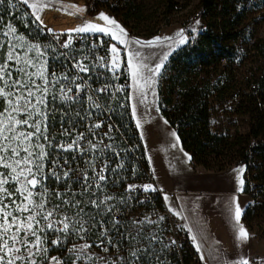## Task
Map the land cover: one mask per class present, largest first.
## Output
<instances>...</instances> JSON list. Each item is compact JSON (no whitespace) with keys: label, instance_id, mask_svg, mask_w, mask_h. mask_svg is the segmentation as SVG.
Listing matches in <instances>:
<instances>
[{"label":"trees","instance_id":"trees-1","mask_svg":"<svg viewBox=\"0 0 264 264\" xmlns=\"http://www.w3.org/2000/svg\"><path fill=\"white\" fill-rule=\"evenodd\" d=\"M12 2L14 3V0ZM251 2L253 0H250ZM224 4L223 1L219 3L216 0H200V11H197L199 16L212 14L215 10L217 12L221 7V21H216V19L209 21L202 31L175 49L165 62L157 84L158 107L161 114L177 130L182 145L191 154L194 164L209 170L225 169L232 162V159L224 155L226 153L223 148L224 136L214 132L211 128L213 100L220 92L218 89L222 81L221 77H215L214 70L221 62H226L224 70L228 72V78L235 76L233 65L238 57V51L232 43L239 36L236 24L248 9L247 3L240 2L236 18L231 21L228 16L232 9ZM4 5L7 12L3 19L4 26L11 24L14 27L15 25L21 33L41 39L35 29L31 28L33 22L31 17L17 18L18 13L11 10L12 6L8 0H5ZM255 5H264V0H255ZM96 6L109 9L117 17L119 16L118 10L106 2H98ZM171 6L170 10L173 8L177 10L186 5L171 2ZM257 50H262V48L258 47ZM197 67L200 68L199 71L196 70ZM163 80L166 81L165 87L162 85ZM257 82L258 87L253 83L255 87L250 88L253 93L249 94L253 100L252 104L256 103L251 112L250 132L248 136L237 135L234 139V143L240 146L236 150L238 158L236 164H244L249 170L246 173L245 190L250 196V202L243 213L244 222L247 219L252 221L258 217H264V78L258 79ZM176 91L181 94V99L177 102L175 101ZM101 100L108 106L107 96H101ZM53 103V115L49 124L54 135L59 136L64 128L67 130L75 128L77 132L85 134V140L81 141V148H87V141L91 140L103 151L89 148L87 152L80 154L70 152L61 161H68L67 165L62 166L63 168L74 169L71 173V182L64 179L57 180L56 177L45 180L43 184L47 188L45 199H51L55 205L59 204L57 208L63 210L65 214L76 215L81 222H84V227L87 229L83 232L87 236L86 241L93 244H101V241H104L101 245L108 248L105 252V255L109 253L108 256H103L107 263L116 259L120 264H200L190 241L188 244L185 243L181 250L167 241L166 233L170 225L165 215L162 216L164 219L160 220L161 215L159 214L166 213L160 197L153 196L145 202L138 201L136 196L130 198L129 185L132 182V175L139 172L141 166L128 149L127 142L132 145L142 163L146 167L149 166L133 120L121 117L120 110L116 108L112 118L120 128L122 135L113 130L110 132L112 140L109 141L104 134H100L99 130L93 127L105 117L101 108L92 106L86 110L85 105L76 104L66 107V104L57 98L53 100ZM102 137L105 139L102 140L103 143H100ZM249 137L254 140H247ZM96 162H106L107 180L104 182L98 180V173L101 170L96 167L99 169L103 167ZM85 167H88L87 173L91 185L86 192L79 182L84 175ZM97 183L101 184L100 188L96 187ZM41 190L38 188V191ZM57 192L62 194L59 198L55 195ZM105 197L112 199L100 205L99 208L92 206V200L99 202ZM64 200L69 202L63 203ZM76 201H80L79 207L74 206ZM108 207H111V212L107 211ZM138 213L142 216L143 224L132 223L138 221ZM143 214L154 218L156 223H151ZM113 218L120 222L117 228L112 226ZM101 221L104 222L103 228L108 230V236L113 244L117 245L116 247L100 235L103 231ZM56 227L58 228V225ZM137 233H139L138 238L133 241L132 237L137 236ZM45 235L51 245V255H60L63 264H71L76 259L77 253L69 251V245L75 237L71 229L67 235L50 230H47ZM58 236L63 243L59 246L53 245L51 242ZM262 236L264 238V229ZM152 237L156 239L153 240ZM134 249L141 250L138 252L139 259L131 255ZM121 257L123 259H120ZM94 261L87 262V264H94ZM81 263L82 260L76 261V264Z\"/></svg>","mask_w":264,"mask_h":264},{"label":"rangeland","instance_id":"rangeland-1","mask_svg":"<svg viewBox=\"0 0 264 264\" xmlns=\"http://www.w3.org/2000/svg\"><path fill=\"white\" fill-rule=\"evenodd\" d=\"M219 3L225 2L224 5H229V8L232 9L229 14V18L233 21L236 17V11L239 8L240 2H245L248 5V9L241 16V19L238 20L236 29L239 32L238 38L232 43L237 51L238 57L233 65L235 68V76L229 77L227 76V71L224 70V65L226 62H221L220 65L214 70L215 77H221L222 81L219 86L217 93V98L213 100V113L211 117V128L214 132H217L224 136V149L225 156L229 159H232L231 163L227 165V167L236 165L238 158L236 157V150L240 147L239 144L234 143V139L237 135L248 136L251 127V112L252 109L255 108L256 103H253L249 94L253 93L251 91V84L255 83L256 87H258V79L264 78V5L257 6L255 5V0L250 3V0H216ZM34 2V0H30V3ZM47 4V7L43 8L40 12L41 19L43 24L41 25L39 22L35 21L34 16L32 15L33 10L29 8L28 5L22 3V0H14V3H10L11 10L17 14V18L26 19L27 17H31L32 29H35L37 34L41 39H35L30 35H26L21 33L17 27L16 28V36H22L23 44L25 47L17 48L16 51L23 55L27 50L26 46L30 44L39 45L40 52L43 53L42 56H37L35 50L28 52V56L33 60L46 61L47 66V74L50 80L54 78H60V84L53 83L49 86V92L46 96V106L44 107V111L47 113V132L46 135L48 139H44L41 137L38 141L33 140V143H40L44 145V151L49 155L44 161V174L47 176V179H53L55 176L49 175L50 170L55 167L56 171L63 175V171L67 170L62 166L65 165L62 159H65L70 152L81 153L76 150L74 147L70 151H63L60 145H64L67 147L69 143L75 139L80 133L76 131L75 128L68 129L70 135H65L64 132L67 130L64 128L60 135H54V132L51 130V125L49 124L52 115H53V100L57 98V100L62 101L66 104V107L73 106L76 104L73 100L65 101L61 99L62 93L60 91L61 85H64L65 88L71 87L72 91L68 93L70 96H74L76 92L75 83H70L72 79V75L70 73L64 72L62 70L63 67H57L59 62L62 64L61 59L57 56L58 52L56 51V47L51 42V34H62L66 33L68 35L76 34L71 33L70 30L75 29L79 26H83L86 22L97 23L101 26L104 25V21L99 20L98 17L101 13L106 14L108 17L114 19L127 33V40L131 41H155L152 47H140L139 44H131L129 45H121L117 40L112 39V45H115L119 50V61H125V64L128 68L129 54L131 51L139 50L143 57L144 61L149 66H154L157 63H160L163 60L164 56L167 55L176 48L180 46L179 43L181 37L178 35L181 31L183 32L184 37H189V39L193 38L199 31L197 30V21H199L198 16L195 18L194 15L197 11H200V0H51L49 3L48 0H44ZM98 2H106L108 5L116 8L118 10L119 16L116 14L114 16L103 10L104 8H98L96 3ZM171 2H178L181 4H185L186 6L182 9H172L170 10ZM69 5H75L81 9H83L80 13H75V10L69 8ZM109 10V9H108ZM98 12V13H95ZM221 7L209 15L201 16V20L204 21L205 27L209 24V21L212 22L213 19L216 21H221ZM6 6L4 3L0 4V33L6 32L8 30L7 26L3 25V19L6 15ZM117 18H116V17ZM125 18V20H124ZM127 23V25H125ZM28 23H26L27 25ZM48 29H51L52 32H49ZM128 32H127V30ZM47 36H44V35ZM161 38L159 41H156V38ZM170 39H164V38ZM8 37H4L0 35V62H3L7 53V41ZM14 43H21L20 41H13ZM258 47H261L262 50H257ZM166 60H164L165 62ZM12 66V75L13 78H16L17 72L15 70L14 62H10ZM60 64V65H61ZM64 65V63L62 64ZM129 70V68H128ZM29 71H34V69H29ZM147 74V73H146ZM160 75V74H159ZM156 77L155 84V93L157 92V83L158 77ZM64 76H68L69 80L66 81L63 79ZM131 78V76H130ZM37 84H42V81L39 78H35ZM131 84V83H130ZM164 87L166 85V81L163 80ZM256 89V88H255ZM148 93V98H154L151 94V89H145ZM257 92V90H254ZM7 104L6 102L0 98V113H6ZM18 119H24L25 114L20 113L16 114ZM39 119V117H33V120ZM18 130L20 131H33V129L27 126H19ZM247 140H254L249 137ZM81 147V142H80ZM35 151H39V149H35ZM23 155V153H22ZM103 167L105 173V163L106 162H96ZM244 165V164H243ZM84 174L87 176V169L85 167ZM246 170L249 171L246 167ZM9 170L0 167V173H7ZM45 182V180H44ZM15 185L13 183H9L6 187L9 190H14ZM35 191H38L36 189ZM19 202V198L14 197ZM46 209L52 210L54 215L52 217L55 221L64 220L65 217H68V223L70 225L71 232L75 233V237L73 239L72 244L69 245V249H72L74 246L79 247L82 244H89L91 247L87 249V252L97 256H108L109 253L102 251L103 246L99 243L93 244L90 241H86V234L83 232H76L73 230V225L76 228H79V218L76 215H67L63 210L57 208V205L54 204L52 200L45 199ZM22 217L26 216L27 213L19 214ZM161 217L165 215L168 219L170 229L168 233H166L167 241L172 239L174 241L173 245L175 248L181 250L185 243L188 244L189 238L187 231L182 224V222L173 216H170L166 213H160ZM143 216H147L146 219L149 221H154L155 219L150 217L147 214H143ZM158 216V215H157ZM39 219V217H38ZM81 222V221H80ZM246 227L248 228L252 240L259 243L258 249L260 252H264V238L262 236V231L264 229V217H258L250 221L247 219L245 222ZM42 226L44 222H41ZM59 223L56 224V226ZM46 232L42 233L45 237V247L48 249L47 257H57L60 261H62V257L58 254L51 255L49 240L46 238ZM82 237V238H81ZM97 245H101L97 247ZM188 247V245H187ZM38 264H48V260L43 257H36ZM256 261V262H255ZM253 264H264V256L259 255L256 258ZM20 264V262H18ZM81 264H86L85 260H82ZM94 264H101L100 261H94ZM107 264H120L118 260H112Z\"/></svg>","mask_w":264,"mask_h":264},{"label":"snow or ice","instance_id":"snow-or-ice-1","mask_svg":"<svg viewBox=\"0 0 264 264\" xmlns=\"http://www.w3.org/2000/svg\"><path fill=\"white\" fill-rule=\"evenodd\" d=\"M5 0H0V4L4 3ZM50 3L51 0H48ZM8 3H12V0H8ZM22 3L28 5L29 8L33 10L32 15L36 22L41 25L43 21L41 19L40 12L43 8L47 7L44 0H34L30 3V0H22ZM69 8L75 10V13H80L83 9L75 6L69 5ZM99 20L104 21V25L101 26L97 23L86 22L83 26H79L75 29L70 30L71 33H99L102 35H109L112 39L118 41L121 45L139 44L140 47H152L155 41H131L127 40V33L125 30L112 18L108 17L106 14L101 13L98 17ZM199 23L198 21L196 22ZM8 30L6 32L0 33L4 37H8L7 41V53L3 62H0V98H2L6 104V113H0V167L8 169L9 171L5 173H0V264H38L36 257H43L48 260V264H63L57 257H47L48 249L45 245V237L42 235L45 230H50L53 232L63 233L65 235L69 234L70 225L68 223V217L64 220L55 221L52 219L54 212L48 210L45 207V196L47 195V188L43 186L44 180L47 176L44 174V161L49 155L44 151V145L40 143H33V140H39L41 137L48 139L47 132V113L43 110L46 106V96L49 92V86L53 83L60 84V78H54L50 80L47 74L46 61L40 60L39 62L33 60L28 56V52L35 50L37 56H42L43 53L39 50V45L30 44L27 45V50L23 55H20L16 49L25 47L22 36H16V28L11 24L7 26ZM52 32L51 29H48ZM181 37L179 43L182 45L187 42V38L183 36V32L178 33ZM58 39V37H57ZM161 38L157 37L156 41ZM170 39V38H164ZM13 41H20L21 43H14ZM72 43V37L69 35L67 42L61 44L62 48H69ZM2 46V44H0ZM112 53V63L109 68L113 73L119 68V50L115 45L110 48ZM103 59V58H101ZM164 60H167V55L164 56L160 63L154 66H149L145 61L142 53L139 50L131 51L129 54L128 68L131 71L132 78L137 85V91L139 93L140 104H145L147 102L148 93L145 89H151V94L153 96L155 93L156 77L160 74L161 68L163 67ZM10 62H14L15 70L17 72L16 78L12 75V66ZM79 69L82 73H87L89 68L83 63L77 61L73 65ZM29 69H34V71H29ZM147 73V74H146ZM39 78L42 84H37L36 79ZM64 80L68 81L69 77L64 76ZM79 79L78 76L72 77L70 83H75ZM77 96L73 97L68 95L72 91L71 87L65 88L61 85L60 91L62 93L61 99L65 101L74 100L79 97V94L85 91V86L82 84H75ZM120 89H118L119 91ZM107 91V86L104 88L97 89L96 92L103 93ZM89 101H93L92 96H88ZM95 107L101 108L102 105L98 101H93ZM157 111H159L157 109ZM25 114L24 119H18L16 114ZM136 115V105H133V116ZM33 117H39V119L33 120ZM167 123V121H165ZM19 126H27L33 131L25 132L18 130ZM141 125L137 122V127ZM93 127L99 129L102 127L101 123H96ZM112 126L109 125V131H111ZM65 135H70L68 130H65ZM106 137L109 135L108 132L104 134ZM172 136L176 137L177 144L173 147L178 146L179 137L176 136L175 132H172ZM85 140V134L80 133L71 143L65 147L60 145L63 151H70L74 147L81 153L87 152L88 149L100 150L98 144L92 143L91 140L87 141V148H81L80 142ZM100 143H103L101 140ZM105 147H109L105 145ZM39 149V151H35ZM23 153V155H22ZM188 160L191 159L185 153ZM67 165L68 161H64ZM74 171L71 167L63 171L61 176L53 167L49 175L55 176L57 180L64 179L65 181L71 182V173ZM237 173V192L242 193L244 191L245 180L244 172L246 168L240 166L234 169ZM98 180L104 182L107 177L103 170L98 173ZM18 185L14 190H9L6 185L9 183ZM83 185V190L86 192L91 186L89 183V177L85 173L82 179L79 181ZM97 188L101 187L100 183L96 184ZM136 186L129 185V191L134 190ZM42 189L41 191H35L36 189ZM155 190L152 185H145L144 191ZM71 191V189H68ZM56 197H60L62 194L55 193ZM19 198V202L14 197ZM39 197V199H37ZM111 197H105L103 200L97 202V200H92L91 204L93 207L99 208L100 205L106 203V201L111 200ZM167 200L168 197L165 196ZM68 200H64L63 203H68ZM232 203L234 204V220L239 225L241 219L242 210L239 206L238 199L234 196ZM80 201H76L74 206L79 207ZM59 207V205H57ZM111 207L107 208L108 212H111ZM82 212L83 209L81 208ZM27 213L26 216H21L19 214ZM39 217V219H38ZM160 217V220H163ZM44 222L43 226L41 222ZM151 223H156L155 221H150ZM62 224V227L57 228L56 224ZM119 220L113 218V228H117L119 225ZM133 224H143V220L133 221ZM101 231L100 235L107 239V242L113 247L117 245L113 244L111 238L108 236V230L103 228L104 222L101 221ZM73 230L76 232H84L87 229L84 227V222H79V228L73 225ZM237 240L241 243L246 242L249 239V234L242 225H239ZM137 236H133L132 240H136ZM82 238V237H81ZM127 239V237H125ZM153 240L156 237H152ZM196 237L193 236L195 241ZM103 240L101 244H103ZM53 245L59 246L63 243V240L58 236L55 240L51 242ZM174 243V241H173ZM101 245H97L100 247ZM91 245L82 244L78 248L73 247L69 251L77 253L76 259L71 262V264H76L77 260H85L87 262L100 261L101 264H107V261L102 256H94L87 252ZM167 247V246H166ZM197 246V251H199ZM102 251L107 252L108 248L103 247ZM140 249H134L131 253L133 257H138V252ZM120 259H123L121 257ZM236 264H250L247 258L241 257Z\"/></svg>","mask_w":264,"mask_h":264},{"label":"crops","instance_id":"crops-1","mask_svg":"<svg viewBox=\"0 0 264 264\" xmlns=\"http://www.w3.org/2000/svg\"><path fill=\"white\" fill-rule=\"evenodd\" d=\"M103 10L112 14L108 9ZM106 36L110 38L112 46V38L109 35ZM188 40L189 37H187ZM180 46L171 50L167 59ZM129 72L132 119L142 141L153 177L152 188L159 187L164 191L162 201L166 212L178 218L184 225L200 264H236L241 257L247 258L250 264H253L259 255L264 256V252H260L259 243H254L244 223L243 213L250 202V196L245 186L242 193L236 191L237 173L234 171L240 166L245 168L246 166L236 164L222 170H209L196 166L191 154L183 147L177 130L161 114L158 107V91L154 98L147 97V102L140 104L137 85L130 70ZM133 105H136L135 116H133ZM137 122L141 125L139 128ZM172 132L179 137L176 147H173L177 141L176 137L172 136ZM185 153L191 157L190 160L186 158ZM246 173L247 170L243 174L245 184ZM170 193L174 195L170 196ZM165 196L168 197L167 200ZM234 196L238 199L242 210L239 225H242L249 234V239L244 243L237 240L239 225L234 220L235 206L232 203ZM193 236L196 237L195 241Z\"/></svg>","mask_w":264,"mask_h":264},{"label":"built area","instance_id":"built-area-1","mask_svg":"<svg viewBox=\"0 0 264 264\" xmlns=\"http://www.w3.org/2000/svg\"><path fill=\"white\" fill-rule=\"evenodd\" d=\"M198 16L199 23L197 24V30L202 31L205 27V23L201 20L199 13L196 12L194 17ZM58 37V39H57ZM72 43L71 46L67 49L62 48L61 44L65 43L69 39V35L66 33L62 34H51L52 43L56 47L58 52L57 56L61 59L62 65L60 62L57 67H63L64 72L70 73L72 77L78 76L79 79L76 80L78 84L85 86V91L79 94V97L74 99L76 105L82 106L85 105L86 110L90 107L95 106L93 101H98L101 109L104 112V119L99 123L102 124V127L99 128L100 134H105L106 132L109 135L106 137L109 141L112 140V135L110 132L116 130L121 134V130L118 125L113 121L112 115L114 114L115 109L120 110V116L123 118L132 119L131 109H130V99H129V89H130V72L125 64V61L120 62L119 68L115 73L109 70L111 67V41L110 38L102 34H93V33H80V34H71ZM103 58V59H101ZM77 61L83 63L89 68L87 73H82L78 68L73 67ZM61 64V65H60ZM197 71L200 70L199 67L196 68ZM107 86V91L103 93L96 92L97 89L104 88ZM252 88L255 87V84L251 85ZM118 89H120L118 91ZM77 96V92L73 97ZM88 96L93 97V101L88 100ZM101 96L108 97V106L104 104L101 100ZM181 94L176 91L175 101H180ZM84 103V104H83ZM133 120V119H132ZM109 125L112 126L111 131H109ZM136 129V126H135ZM137 130V129H136ZM122 135V134H121ZM105 137L100 138L104 140ZM123 137V136H122ZM128 149L134 154L135 158L138 160L141 170L132 175V182L130 185L136 186L134 190L130 191V198L132 196L138 197V201L145 202L153 198V196L163 198L164 191L159 187H154L155 190L144 191L145 185L153 184V177L149 167H146L142 161L135 154L132 145L127 142ZM79 154V153H78ZM174 193H170V196H173ZM168 214V213H167ZM138 221L142 220V216L138 213ZM168 242H172V239H169ZM178 249V248H177Z\"/></svg>","mask_w":264,"mask_h":264}]
</instances>
